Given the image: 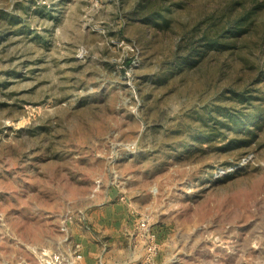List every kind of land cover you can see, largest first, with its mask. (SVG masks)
I'll return each instance as SVG.
<instances>
[{"label":"rangeland","instance_id":"rangeland-1","mask_svg":"<svg viewBox=\"0 0 264 264\" xmlns=\"http://www.w3.org/2000/svg\"><path fill=\"white\" fill-rule=\"evenodd\" d=\"M257 1L0 0V264H264Z\"/></svg>","mask_w":264,"mask_h":264},{"label":"trees","instance_id":"trees-1","mask_svg":"<svg viewBox=\"0 0 264 264\" xmlns=\"http://www.w3.org/2000/svg\"><path fill=\"white\" fill-rule=\"evenodd\" d=\"M264 3H259V0L254 4H251L249 7L244 8L238 15L229 16L225 19L223 26L217 29V34L214 39L208 40V37L204 34V37L207 38V43L215 48H218L231 40L236 38L244 33L250 24L253 22L254 14L260 11V8ZM223 41V42H222Z\"/></svg>","mask_w":264,"mask_h":264},{"label":"crops","instance_id":"crops-1","mask_svg":"<svg viewBox=\"0 0 264 264\" xmlns=\"http://www.w3.org/2000/svg\"><path fill=\"white\" fill-rule=\"evenodd\" d=\"M91 218L94 219L95 215L91 214ZM85 242L86 244L83 247L84 251H83V259L81 261V264H97L96 257H99L100 264L102 263L103 264H117L113 261L111 257H109L108 252H105L103 255H100V252L102 251L103 247H99L97 243H94V241L87 240ZM129 245H130L129 247L133 245V255H132L133 263L141 261L145 253L143 243L140 241L139 238L133 237V243L130 242Z\"/></svg>","mask_w":264,"mask_h":264},{"label":"built area","instance_id":"built-area-1","mask_svg":"<svg viewBox=\"0 0 264 264\" xmlns=\"http://www.w3.org/2000/svg\"><path fill=\"white\" fill-rule=\"evenodd\" d=\"M136 229L145 241L146 262H150L157 251L156 235L149 229L146 218L141 217L136 221Z\"/></svg>","mask_w":264,"mask_h":264}]
</instances>
